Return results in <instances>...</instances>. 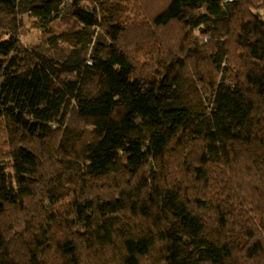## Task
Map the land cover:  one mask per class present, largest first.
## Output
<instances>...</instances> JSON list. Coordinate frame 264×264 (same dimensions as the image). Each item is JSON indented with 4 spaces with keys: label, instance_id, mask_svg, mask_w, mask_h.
Returning a JSON list of instances; mask_svg holds the SVG:
<instances>
[{
    "label": "trees",
    "instance_id": "16d2710c",
    "mask_svg": "<svg viewBox=\"0 0 264 264\" xmlns=\"http://www.w3.org/2000/svg\"><path fill=\"white\" fill-rule=\"evenodd\" d=\"M140 8L0 0V264H264V0Z\"/></svg>",
    "mask_w": 264,
    "mask_h": 264
},
{
    "label": "rangeland",
    "instance_id": "374dc122",
    "mask_svg": "<svg viewBox=\"0 0 264 264\" xmlns=\"http://www.w3.org/2000/svg\"><path fill=\"white\" fill-rule=\"evenodd\" d=\"M137 1V3L140 4L139 12L137 13V16L134 19L140 20L141 18H146L144 14L149 11H152L155 6L161 1V0H133ZM196 32V31H194ZM127 39L130 41L127 45L130 49H136L139 48L142 44V38L140 39V36H143L138 30H130L128 33L126 32ZM44 38V35L40 28L36 26V23L34 19L28 16H24L23 18V27L22 30H20L19 39L23 44L26 45H36L42 43ZM135 58L144 60V51L143 50H136L135 51Z\"/></svg>",
    "mask_w": 264,
    "mask_h": 264
}]
</instances>
